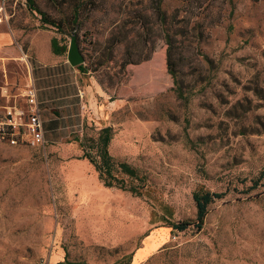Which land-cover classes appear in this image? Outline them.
Wrapping results in <instances>:
<instances>
[{"label": "rangeland", "instance_id": "374dc122", "mask_svg": "<svg viewBox=\"0 0 264 264\" xmlns=\"http://www.w3.org/2000/svg\"><path fill=\"white\" fill-rule=\"evenodd\" d=\"M8 11L0 30H15L18 54L0 58V104L22 102L31 41L68 49L75 34L84 68L129 101L128 130H112L108 152L136 175L116 167L124 189L104 185L81 158L100 161L94 126L44 150L0 144V264H264V0H33ZM197 191L223 193L199 228Z\"/></svg>", "mask_w": 264, "mask_h": 264}, {"label": "crops", "instance_id": "0c3cea01", "mask_svg": "<svg viewBox=\"0 0 264 264\" xmlns=\"http://www.w3.org/2000/svg\"><path fill=\"white\" fill-rule=\"evenodd\" d=\"M16 37L13 29L0 30L1 59L18 54ZM51 38L47 39L50 46L41 51L34 48L31 41L29 51L32 61L25 60L27 55L22 54L29 69L28 84L32 83L37 91L45 147H57L67 139H75L68 144L76 142V133L82 134L86 126H94L98 135L103 128H110L111 132L117 130L123 135L129 127V101L124 92L119 97H113L110 89L114 85L109 78L106 81L97 78L84 68V64L80 67L71 66L67 57L54 54ZM113 140L111 137L108 145L111 153ZM83 153L81 158H85Z\"/></svg>", "mask_w": 264, "mask_h": 264}, {"label": "built area", "instance_id": "2783aa9c", "mask_svg": "<svg viewBox=\"0 0 264 264\" xmlns=\"http://www.w3.org/2000/svg\"><path fill=\"white\" fill-rule=\"evenodd\" d=\"M33 0H0V28L7 22L10 10L28 9ZM0 144L11 146L25 145L30 148L45 149L43 120L37 91L29 83L23 94L22 102L0 104ZM39 264H48L41 261Z\"/></svg>", "mask_w": 264, "mask_h": 264}, {"label": "trees", "instance_id": "16d2710c", "mask_svg": "<svg viewBox=\"0 0 264 264\" xmlns=\"http://www.w3.org/2000/svg\"><path fill=\"white\" fill-rule=\"evenodd\" d=\"M32 5V3L30 4ZM43 19V13L41 12ZM76 14V13H75ZM76 19V17H75ZM161 19L164 21L165 16L162 13ZM53 25V24H51ZM76 36V35H75ZM168 38V37H167ZM51 49L52 52L56 55H63L67 52V46L66 45H59L58 40L55 37L51 38ZM82 64L76 66L80 67ZM167 68L168 72L174 77L175 76V68L174 64L171 61V52H170V46L167 49ZM99 137V156H100V161H94L93 158L90 157L87 152L83 153V157L87 158L90 163L94 166L95 171L98 173V177L102 182L104 183L105 186L111 187V186H117L118 188L124 189L123 184H118V179L116 178L115 174L113 173L115 168L117 167L118 170L122 173H126L127 175L134 177L136 175L135 170L131 168L127 163H118L115 164V162L112 159V156L108 152V145L111 139V129L110 128H103L100 131V134L98 135ZM116 168V169H117ZM256 185V183H255ZM131 192H135L133 188L130 187ZM223 193H216V192H195L193 193V200L196 205V221H197V227L199 228L203 221L204 218L207 214V207L210 203L214 202L217 199L222 198ZM187 222L183 223H178V224H173L172 227L173 229H176L177 231H183L188 227ZM56 264H67L66 262H59Z\"/></svg>", "mask_w": 264, "mask_h": 264}, {"label": "water", "instance_id": "95a60500", "mask_svg": "<svg viewBox=\"0 0 264 264\" xmlns=\"http://www.w3.org/2000/svg\"><path fill=\"white\" fill-rule=\"evenodd\" d=\"M67 61L71 66L83 64L84 57L80 52L75 34H71L69 47L67 49Z\"/></svg>", "mask_w": 264, "mask_h": 264}, {"label": "bare ground", "instance_id": "6f19581e", "mask_svg": "<svg viewBox=\"0 0 264 264\" xmlns=\"http://www.w3.org/2000/svg\"><path fill=\"white\" fill-rule=\"evenodd\" d=\"M161 232H162V231L159 230V231H157L156 234H155V232L153 233V234H155V235H153V236L150 235V237L146 239V241H145V245H144V246H145L147 249H149V248L155 246V244H156V242H157L159 236H160L161 234H163V233H161Z\"/></svg>", "mask_w": 264, "mask_h": 264}]
</instances>
